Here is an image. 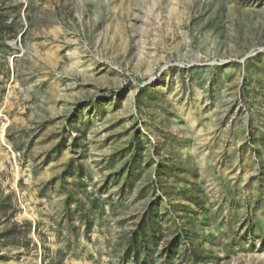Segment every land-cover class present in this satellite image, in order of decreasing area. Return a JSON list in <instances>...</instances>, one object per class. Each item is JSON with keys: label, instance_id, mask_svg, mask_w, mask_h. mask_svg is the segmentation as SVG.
Returning <instances> with one entry per match:
<instances>
[{"label": "rangeland", "instance_id": "obj_1", "mask_svg": "<svg viewBox=\"0 0 264 264\" xmlns=\"http://www.w3.org/2000/svg\"><path fill=\"white\" fill-rule=\"evenodd\" d=\"M0 195V264H264V0H0Z\"/></svg>", "mask_w": 264, "mask_h": 264}, {"label": "trees", "instance_id": "obj_2", "mask_svg": "<svg viewBox=\"0 0 264 264\" xmlns=\"http://www.w3.org/2000/svg\"><path fill=\"white\" fill-rule=\"evenodd\" d=\"M14 215L15 214L12 205V195H8L6 197L0 195V218L4 217V220L6 222H9L14 217ZM19 226L20 225L15 223L10 229L0 233V241L10 242L12 245L18 246L20 242L17 234ZM24 226L26 228V234L24 233V235H27L26 242L24 243V245L28 247L33 244L32 239L28 237L31 230V223L25 222ZM154 234L155 231L153 225L150 223H144L141 227V231L127 241V248L124 252L125 256L129 257L133 253V251L136 252L137 250L141 251L142 249H144V247L147 246V242L150 241L151 238H153ZM40 242L42 244V248H45L44 241L40 240ZM58 259L61 260V258ZM43 264H46L45 259L43 260Z\"/></svg>", "mask_w": 264, "mask_h": 264}]
</instances>
